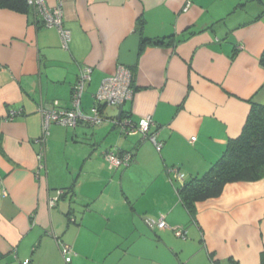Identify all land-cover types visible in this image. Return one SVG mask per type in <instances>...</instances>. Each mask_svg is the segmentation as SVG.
I'll use <instances>...</instances> for the list:
<instances>
[{
  "label": "crops",
  "instance_id": "crops-1",
  "mask_svg": "<svg viewBox=\"0 0 264 264\" xmlns=\"http://www.w3.org/2000/svg\"><path fill=\"white\" fill-rule=\"evenodd\" d=\"M63 4L68 49L34 11L0 9V264H67L63 244L75 253L70 264H264V178L227 184L219 197L198 202L195 216L179 193L241 135L252 104H264V0ZM139 21L142 40L173 41L146 46L127 67L133 100L102 105L105 121L97 126L53 124L41 163L39 108L70 109L89 67L81 107L91 115ZM120 112L133 123L151 117L161 153L141 135L124 134L114 124ZM110 150L132 153L134 163L111 168L104 158Z\"/></svg>",
  "mask_w": 264,
  "mask_h": 264
},
{
  "label": "built area",
  "instance_id": "built-area-1",
  "mask_svg": "<svg viewBox=\"0 0 264 264\" xmlns=\"http://www.w3.org/2000/svg\"><path fill=\"white\" fill-rule=\"evenodd\" d=\"M29 4L34 8L35 15L39 24L46 28H55L58 30L62 46L64 49L69 48L71 41L70 31L64 26V4L63 0H57L55 7H50L46 0H28ZM189 5L185 8L187 11ZM92 69L84 68L81 70L78 81L75 84L72 92V106L65 110L57 106L53 107L41 106L39 113L42 116L43 135L37 140L41 146L38 154L39 161L44 160L46 156V140L49 136V129L53 124H58L64 127L76 128L81 122H86L89 125L97 126L104 123L101 117L100 107L102 105L117 107L124 105L127 101L133 100L135 90L132 86V73L124 66H120L116 72L105 79L100 86L95 99L96 105L91 110V115L85 114L82 110V97L86 89V85L91 81ZM12 113L11 119L15 116ZM114 124L118 126L124 134L127 135H141L144 139L149 140L154 144L157 152L161 153L163 143L156 140L155 136L150 135V130L155 126L151 117L142 119L139 123H133L129 119L114 120ZM105 160L109 163L111 168H128L134 163V155L132 153L119 154L115 150H110L104 153ZM178 179L183 181L184 175L177 174ZM0 192L1 196H6V191L3 190L0 178ZM64 192H59L55 198L50 199L49 205L51 208L56 207L59 199ZM160 229L167 227V224L161 220L158 224ZM176 237L186 239L187 232L182 228L174 229ZM62 256L67 264L73 260L75 253L71 246L63 244L61 247ZM26 261L23 264H29Z\"/></svg>",
  "mask_w": 264,
  "mask_h": 264
},
{
  "label": "trees",
  "instance_id": "trees-1",
  "mask_svg": "<svg viewBox=\"0 0 264 264\" xmlns=\"http://www.w3.org/2000/svg\"><path fill=\"white\" fill-rule=\"evenodd\" d=\"M0 9H9L22 14L34 11L28 0H0ZM143 26L144 22L139 21L136 33H142ZM172 41L173 37L143 39L140 53L146 46H168ZM260 63L264 67V53ZM263 178L264 104L253 103L241 135L229 141L221 158L204 176L182 186L179 191L180 198L191 216H195L196 204L219 197L227 184L256 182Z\"/></svg>",
  "mask_w": 264,
  "mask_h": 264
},
{
  "label": "water",
  "instance_id": "water-1",
  "mask_svg": "<svg viewBox=\"0 0 264 264\" xmlns=\"http://www.w3.org/2000/svg\"><path fill=\"white\" fill-rule=\"evenodd\" d=\"M142 44V34L140 32L131 35L121 46V53L119 58V64L124 67H134L138 63L140 50ZM122 111V110H121ZM122 112L119 114V119L121 118ZM1 192H0V202H1Z\"/></svg>",
  "mask_w": 264,
  "mask_h": 264
}]
</instances>
